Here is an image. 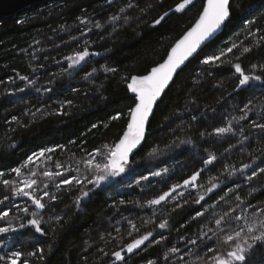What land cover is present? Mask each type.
<instances>
[{
	"label": "trees",
	"instance_id": "1",
	"mask_svg": "<svg viewBox=\"0 0 264 264\" xmlns=\"http://www.w3.org/2000/svg\"><path fill=\"white\" fill-rule=\"evenodd\" d=\"M130 2L135 6L121 13L120 9ZM179 2L46 0L0 18V211L11 209L9 217L0 220V227L11 225L16 229L0 234V255L21 251V259L28 264H111L117 261L113 252L151 231L148 241L133 253L125 249V259L116 264H202L197 255L210 257L207 247L216 246L213 241L217 236L209 232L196 245L189 240L207 231L205 224L214 227L210 221L232 208L236 209L233 216H251L264 208V173L248 179L253 170L259 173L264 168V129L253 123L264 124V86L250 82L238 89L239 74L234 68L240 63L246 73L264 75V68L259 67L264 66V0H237L231 7L232 17L223 32L175 77L174 86L162 97L163 103L156 106L146 142L133 156L128 170L114 182L95 189L85 181L83 185H61L58 190L56 185L62 177L49 179L38 174L32 177L42 189L36 194L42 196L47 190L57 197L54 201L45 197L42 211L30 199L13 195L12 187L3 184V180L15 184L30 178V169L92 178L93 173L83 163L88 153L117 142L126 128L127 110L133 105L128 78L145 74L165 58L197 20L205 0H194V5L176 12ZM164 12L169 15L153 26ZM112 16L121 18L111 21ZM249 19L255 23L248 25ZM97 23L101 27H96ZM249 29L261 31L251 35ZM233 43L238 48L222 57V62H201ZM244 46L251 51L242 53ZM85 49L90 55L69 68L70 61L65 58ZM253 65L258 67L254 69ZM106 67L116 71H106ZM92 69L96 72L85 78ZM20 76L29 79L21 80ZM249 101L251 110L240 119ZM117 112L123 115L112 120ZM229 122L232 133H216V128ZM93 124L98 127L92 128ZM8 140L15 143L12 149L5 148ZM189 140L191 143H181ZM153 148L158 150L149 155ZM44 149H53L46 153L51 159L38 169L25 167L24 175L16 176L13 169ZM212 155L216 160L206 165L204 161ZM245 164L250 167L239 171ZM165 168L167 173H163ZM234 169L235 175H230ZM157 171L162 175H152ZM197 171L200 177L196 186L177 188L160 205L147 204L173 185H182ZM209 181L218 185L210 192L206 191L211 188ZM44 183L47 189H43ZM82 190H91L90 196L77 208L74 201ZM200 195L204 200L195 203ZM221 196L225 199L220 200ZM24 207L44 217L41 226L45 235L36 233L27 223L31 216L19 210ZM204 209V217L194 218L197 210ZM56 216L63 219H50ZM164 220L168 227L158 228ZM243 223L237 222V230ZM132 224L139 231L133 230ZM173 247L179 251L170 253ZM39 248L44 249L43 259L39 254L27 255ZM189 250L193 255H186ZM251 264H264V247L257 245Z\"/></svg>",
	"mask_w": 264,
	"mask_h": 264
},
{
	"label": "snow or ice",
	"instance_id": "2",
	"mask_svg": "<svg viewBox=\"0 0 264 264\" xmlns=\"http://www.w3.org/2000/svg\"><path fill=\"white\" fill-rule=\"evenodd\" d=\"M237 0H207L206 6L202 8V11L196 20L194 26L185 32V34L179 38L175 44L170 48V51L165 53V58L162 62L157 63L155 66L150 69H146V74L134 75L129 77V83H127V89L133 94V105L130 106L127 110V122L126 128L120 135L117 142L111 145H104L102 148H96L92 152L88 153V159L83 161L93 173L92 178L85 176L84 179H80L77 176L68 175L65 176L63 172H51L46 169L40 171L39 173L35 170L30 169V178L23 179L20 183H15L9 180H3V184L6 187H12V193L15 196L28 197L36 209H45L46 202L44 198L47 197L49 201H54L57 199L55 195L50 194L49 191L43 190V195L38 196L36 193L41 191L40 182L36 178L37 175H42L49 179L54 176L62 177L60 183L56 185V188L59 190L61 185L71 186V185H83L85 181L87 184L93 185L94 188L100 187L101 184L109 180L110 177H117L122 173H125L128 170L130 164V157L133 153L138 150L147 139V132L150 125V118L153 116L154 107L157 106L158 102L163 103L162 97L166 96L167 91L171 90L170 86H174L175 81L174 77L178 78L179 73L184 69L182 66H185V62L189 60L190 57L197 52L201 45L207 41L230 17V8L235 5ZM194 5V0H181L175 6L176 12H181L188 8L189 6ZM135 5L133 3H128L126 8H121L120 12L125 13L128 8H132ZM168 12H164L158 18L153 21V26L159 25L167 16ZM252 15H256L255 12ZM121 17L112 16L111 21L119 20ZM125 20L129 19L124 17ZM83 22V21H82ZM248 25L255 23V20L249 19ZM96 27H101L98 23ZM261 29H256V32L249 33L255 35L260 32ZM264 39V37H262ZM238 48V45L233 43L226 50H221L218 55H211L205 57L201 62L205 65H216V62H222V57H225L228 53H232L233 49ZM251 51L249 47H242V53H248ZM90 55L87 49L82 51L75 52L72 56H68L65 59L70 61L68 67L75 68L80 65L86 57ZM256 65H253L255 69ZM264 68V66H259ZM235 72L239 74L237 84L239 88H245L249 86L250 82H259L261 86H264V75H256L254 72L246 73L244 68L240 63L234 65ZM106 71L115 72L116 69L105 68ZM35 71V69H34ZM96 72V69H92L91 72L85 74V78L92 76ZM21 80H28L27 76H20ZM34 83V82H33ZM39 90V89H38ZM24 91V89H20ZM45 91H51V89H45ZM67 103H71L68 101ZM251 101L249 104L245 105V115L241 116L240 119H244L247 116V112L250 111ZM123 115V112H117L111 117L112 120H118ZM16 120L17 118H13ZM195 119V117H193ZM255 127L264 129V124H255ZM98 125L93 124L92 128H96ZM217 134L232 133L234 131L231 122L228 123L226 127H219L215 129ZM74 143V142H72ZM181 143H191V141H181ZM158 149L153 148L149 155L154 154ZM53 149H44L39 152H34L27 158V161L21 167H17L12 171L16 176L24 175L23 169L28 166L33 168H39L40 164L44 163L46 160L51 159L50 156L46 157V153H51ZM43 158V159H42ZM100 158V159H97ZM216 160L214 155L210 156L204 163L210 165L213 161ZM62 165H57L61 167ZM250 165H243L242 169L239 171L243 172L245 169H248ZM79 171V168H77ZM168 169H163V173H167ZM203 171V170H201ZM235 169L230 172V175H235ZM264 173V168H260L259 173L253 170L252 175L248 177L251 180L254 176ZM154 176L162 175V172L157 171L152 173ZM0 176H3V173H0ZM200 177V171L194 172L188 179L183 181L182 185H173L169 191H165L162 194L158 195L156 198L147 201L149 206L160 205L162 202L168 200L171 197L172 193L176 191L177 188L183 186H196V182ZM147 179V177H142ZM216 179V178H213ZM139 183V181H137ZM211 183V188L206 189V191H212L217 184ZM48 184H43V189H47ZM89 191H81L80 195L76 197L74 201L77 208L80 206L81 200L89 196ZM182 195V193H181ZM8 197L5 196L4 200H7ZM225 197L221 196L220 200H224ZM237 200L240 199L239 196L236 197ZM204 200V196L200 195L199 199L194 201L199 203ZM243 202V201H242ZM0 203H3V200H0ZM123 203V201H121ZM19 208V206H16ZM203 207V205L201 206ZM20 211L25 214H29L31 219L27 221L31 225L36 233L45 235L44 229L42 228V222L44 217L40 215L39 212L32 211L29 213L27 207L20 208ZM197 210L194 218L204 217L205 212ZM236 209L232 208L230 212H224L223 215H219L218 218H213L210 223L214 227H210L208 224H205L207 231H202L197 238L190 239L189 243L192 245L197 244V240H203V237L208 236V233L211 232L213 235L217 236V240L213 241V244L216 246H208L207 252L212 253L210 257L205 258V256L197 255V259L202 261V264H251V254L257 245L264 247V208L259 209L257 212H253L251 216L245 215H236L233 216L232 213ZM11 209L0 211V220H4L9 217ZM57 222L63 219L62 216H56L54 218ZM238 221H244L242 225H239V228L235 227ZM24 224H20V228H23ZM168 227V221L164 220L158 224V228L165 229ZM133 230L139 231L135 224L131 225ZM231 230V231H229ZM10 231H16L12 228L11 225L8 227H0V234H5ZM218 233H224L223 236H219ZM132 233L129 232V235ZM153 233L149 231L148 233L141 235L139 238L133 239L131 243L125 245L124 249L120 251H115L112 253L115 256L116 260L123 261L125 259L122 252L126 249L127 253H133L135 249L140 248L146 241L152 237ZM159 243V241H157ZM227 246V247H225ZM224 249L221 251V249ZM49 251H51V246H49ZM103 251V249H101ZM179 249L173 247L170 249V253H176ZM44 249L39 248L36 251L29 252V256H37L43 259ZM21 251H12L9 255L3 256L0 255V262L3 264H28L27 260H22ZM107 255V253H105ZM186 255H193L192 250H189ZM166 260L168 256L164 257ZM183 260V257H180ZM153 264V262H149Z\"/></svg>",
	"mask_w": 264,
	"mask_h": 264
},
{
	"label": "water",
	"instance_id": "3",
	"mask_svg": "<svg viewBox=\"0 0 264 264\" xmlns=\"http://www.w3.org/2000/svg\"><path fill=\"white\" fill-rule=\"evenodd\" d=\"M44 1H46V0H0V18L1 17H11V16H13V15H15V14H17V13H19V12H21V11H23V10H25L26 8H28L29 6H31V5H35V4H38V3H41V2H44ZM206 4H207V0H205V3H204V6H206ZM231 17H232V12H231V8H230V17H229V19L228 20H226L225 21V23L207 40V41H205L202 45H201V47L197 50V52L193 55V57H190L189 58V60L188 61H186L185 62V66H186V64L192 59V58H194L205 46H207L208 44H210L211 42H213L222 32H223V30H224V28H225V26H226V24H227V22L231 19ZM198 19V18H197ZM196 22V21H195ZM195 22H194V24H195ZM194 24L192 25V26H194ZM191 26V27H192ZM190 27V28H191ZM189 28V29H190ZM189 29H187V30H189ZM186 30V31H187ZM185 31V32H186ZM185 34V33H184ZM183 34V35H184ZM182 35V36H183ZM181 36V37H182ZM180 37V38H181ZM175 44V43H174ZM173 44V45H174ZM172 45V46H173ZM170 51V50H169ZM87 58V57H86ZM162 62V61H161ZM155 66V65H154ZM185 66H182V68H184ZM146 74V73H145ZM134 76V75H133ZM174 79H175V77H174ZM129 82H130V80H129ZM238 89H240V88H238ZM130 91V90H129ZM131 93V92H130ZM132 94V93H131ZM133 95V94H132ZM159 103V102H158ZM155 110H156V106L154 107V112H155ZM154 114V113H153ZM153 117V116H152ZM152 117L150 118V121H151V119H152ZM147 134H148V132H147ZM140 149V148H139ZM138 149V150H139ZM138 150H136L134 153H133V155H132V157H130V163L132 162V158H133V156L135 155V153L138 151ZM124 173H122V174H120L119 176H117V177H112L111 179H109L108 181H106L105 183H107V184H109V183H112V182H114L118 177H120V176H122ZM96 189V188H95ZM89 196H90V193H89ZM89 196L88 197H86V198H84L83 200L85 201V200H87L88 198H89ZM24 198H26V199H29L28 197H24ZM82 201V200H81ZM39 210H41V209H39ZM44 210V209H43ZM42 211V210H41ZM119 261L117 260V261H114L113 263H111V264H116V263H118Z\"/></svg>",
	"mask_w": 264,
	"mask_h": 264
},
{
	"label": "rangeland",
	"instance_id": "4",
	"mask_svg": "<svg viewBox=\"0 0 264 264\" xmlns=\"http://www.w3.org/2000/svg\"><path fill=\"white\" fill-rule=\"evenodd\" d=\"M71 29H72V27L69 28V30H71ZM14 146H15V143L12 142V141H10V140L6 141V143H5V148H6V149H12ZM262 178H263V177L260 176L259 179H262ZM259 179H257V180H259ZM18 205H20V204H18Z\"/></svg>",
	"mask_w": 264,
	"mask_h": 264
}]
</instances>
